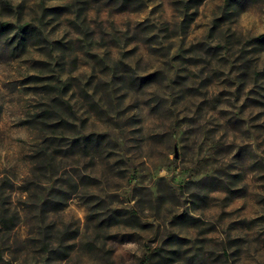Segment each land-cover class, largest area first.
Returning a JSON list of instances; mask_svg holds the SVG:
<instances>
[{"label":"clouds","instance_id":"obj_1","mask_svg":"<svg viewBox=\"0 0 264 264\" xmlns=\"http://www.w3.org/2000/svg\"><path fill=\"white\" fill-rule=\"evenodd\" d=\"M0 264H264V0H0Z\"/></svg>","mask_w":264,"mask_h":264}]
</instances>
